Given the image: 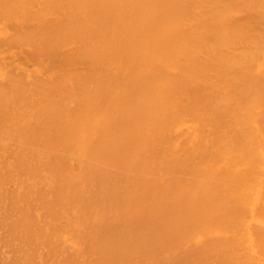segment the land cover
<instances>
[{
  "label": "bare ground",
  "instance_id": "1",
  "mask_svg": "<svg viewBox=\"0 0 264 264\" xmlns=\"http://www.w3.org/2000/svg\"><path fill=\"white\" fill-rule=\"evenodd\" d=\"M0 264H264V0H0Z\"/></svg>",
  "mask_w": 264,
  "mask_h": 264
}]
</instances>
